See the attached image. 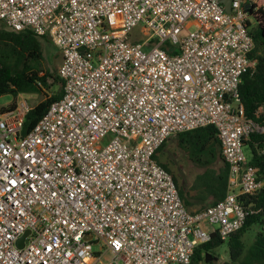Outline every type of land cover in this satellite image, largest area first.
<instances>
[{
    "label": "built area",
    "instance_id": "1",
    "mask_svg": "<svg viewBox=\"0 0 264 264\" xmlns=\"http://www.w3.org/2000/svg\"><path fill=\"white\" fill-rule=\"evenodd\" d=\"M263 14L264 0H0V21L53 42L64 80L26 134V102L0 110V264H190L213 230L240 229L241 196L264 186L243 150L264 126L239 91ZM141 24L146 40H130ZM208 125L228 190L192 211L154 154Z\"/></svg>",
    "mask_w": 264,
    "mask_h": 264
},
{
    "label": "trees",
    "instance_id": "2",
    "mask_svg": "<svg viewBox=\"0 0 264 264\" xmlns=\"http://www.w3.org/2000/svg\"><path fill=\"white\" fill-rule=\"evenodd\" d=\"M250 33L255 41L251 57L256 59L257 64L253 71L248 70L243 75L239 91L247 117L264 126V14L250 28ZM46 40L47 37L41 38L30 29L17 31L0 21V97L7 94L15 97L11 103L0 107L1 112L15 110L20 93L45 95L37 104L29 106L23 122L25 134L64 94V80L59 71L52 73L49 67L44 66L43 43ZM53 86L56 90L51 93ZM173 136L176 137L170 140L171 136L156 150L154 158L172 174L187 208L200 202L202 208L198 210H203L209 206H204L206 202L212 201L213 204L225 198L229 166L222 154L217 128L208 125ZM251 138L252 141L248 142L252 150L249 163L259 168V176L264 180V154L259 151L264 146V133L254 132ZM175 147L204 169L188 189L179 182L168 159L170 149ZM241 199L250 210L244 225L230 235L227 243L218 230H213L210 240L195 247L190 264H216L220 260L218 249L225 243L228 253L221 255L223 261L220 264H264V186L255 195H243ZM255 226L259 228L254 239L251 243L246 242L244 235Z\"/></svg>",
    "mask_w": 264,
    "mask_h": 264
},
{
    "label": "rangeland",
    "instance_id": "3",
    "mask_svg": "<svg viewBox=\"0 0 264 264\" xmlns=\"http://www.w3.org/2000/svg\"><path fill=\"white\" fill-rule=\"evenodd\" d=\"M142 27L143 24L140 26L136 27L130 34V40L132 41H140L143 42L146 40L147 36H145L142 33ZM42 38V37H41ZM44 46V53H45V62L44 66L49 67L50 71L52 73H56L58 70V67L60 65V55L57 51V48L53 44L52 41L49 39L46 40L43 43ZM56 90V86H53L51 88V93L52 91ZM14 96L12 94H7L4 96L0 97V107L6 106L9 103H11L14 100ZM45 95L40 94V93H20L17 96V102H26L30 107L34 106L37 104L40 100L44 99ZM176 136H172L170 140H173ZM243 150L248 158H251L252 156V150L248 145H244ZM168 159L172 163L173 170L175 174L178 176V180L181 184L185 186L186 189H188L195 181L197 176L204 170L202 167L194 164L191 162L188 157L178 148H172L170 149L168 153ZM212 201H208L204 204V206L210 205ZM202 208V203L197 202L194 206H192L190 209L192 211L198 210ZM259 226L253 227L248 233L244 235V239L246 242L251 243L252 240L254 239L255 233L258 230ZM227 243V240H226ZM223 244L219 249L218 252L220 254V260L216 262V264H220L223 261V256L224 254L228 253V248L227 244ZM100 249V246L97 244H94V250ZM111 255L110 253H107L104 255V259L110 258ZM203 264V263H202Z\"/></svg>",
    "mask_w": 264,
    "mask_h": 264
},
{
    "label": "water",
    "instance_id": "4",
    "mask_svg": "<svg viewBox=\"0 0 264 264\" xmlns=\"http://www.w3.org/2000/svg\"><path fill=\"white\" fill-rule=\"evenodd\" d=\"M222 2L225 4L226 10L229 12L231 10V0H222ZM30 233V230H27L24 235H22L18 241H17V245L18 247H23L24 245V241H25V237L26 235H28ZM88 238L90 239L91 236H88Z\"/></svg>",
    "mask_w": 264,
    "mask_h": 264
},
{
    "label": "crops",
    "instance_id": "5",
    "mask_svg": "<svg viewBox=\"0 0 264 264\" xmlns=\"http://www.w3.org/2000/svg\"><path fill=\"white\" fill-rule=\"evenodd\" d=\"M60 58H61V56H60ZM61 60H62V58H61ZM60 63H61V61H60Z\"/></svg>",
    "mask_w": 264,
    "mask_h": 264
}]
</instances>
